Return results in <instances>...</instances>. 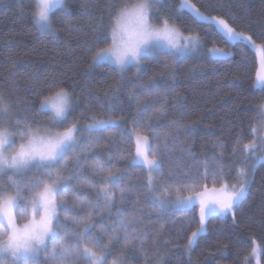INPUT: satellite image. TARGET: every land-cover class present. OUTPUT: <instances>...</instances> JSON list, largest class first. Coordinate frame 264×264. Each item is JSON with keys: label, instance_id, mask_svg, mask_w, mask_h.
Instances as JSON below:
<instances>
[{"label": "snow or ice", "instance_id": "snow-or-ice-1", "mask_svg": "<svg viewBox=\"0 0 264 264\" xmlns=\"http://www.w3.org/2000/svg\"><path fill=\"white\" fill-rule=\"evenodd\" d=\"M166 7L164 0H104V9L92 25L96 34L88 50L89 66L114 65L121 77L129 68H135L134 75L138 77L130 81L128 92L129 100L136 102L137 113L131 128L122 132V138L129 142L126 152L109 155L107 159L96 156L91 163L87 155L94 148L102 147L103 133L120 128V121L114 118L118 110L115 103L99 104L103 116L93 113L81 126L84 114L74 115L75 87L69 91L62 83H47L45 92L37 88L39 82L33 79L30 88L40 98L39 107L34 109L25 101L26 111L46 116V121L15 116L13 109L19 106L21 97L0 90V264H109L107 257L116 245H120V257L129 250L138 251L144 257L143 264H150L155 253L149 254L145 245L149 241L153 245L159 242V237L165 234L164 225L161 224L152 238L151 211L126 215L117 208L115 219H111L117 200L123 204L125 193L133 191L122 183L125 176L115 160L128 161L145 171L146 180L141 187L150 195L157 214L174 210L195 212L198 207V226L187 239V250L207 233L210 220H222L230 215L235 220L236 210L249 196L257 168L264 166V150L260 147L264 138L259 144L254 139L245 146L244 161L235 170L234 182L227 180L232 170L223 163L224 144L213 145L220 151L213 156V163L200 162L202 172L199 169L195 173L185 171L183 177H176L175 189L165 186L164 181L157 188L154 182L156 174L163 173L161 148L171 151L179 134L190 136L194 128L172 121L162 127L172 128L173 134L162 135L152 121L165 118L169 92L176 93L174 106L180 104L175 83L176 62L200 47L198 34L184 35L163 11ZM60 8L64 9L62 19L66 29L70 31L75 27L66 0H35L29 11L36 30L57 39L60 29L54 25L52 13ZM20 10L24 12L23 8ZM179 10H187L196 21L207 22L229 43L256 44L251 35L237 30L221 16L205 15L190 0H180ZM162 53L167 59L158 75L170 79L172 84L162 86L156 76L142 82V69L150 60L160 65ZM206 54L213 59L232 55L215 47ZM14 69L15 63L8 69L13 77ZM252 87L264 95V60ZM118 92L119 81L105 89L103 95L109 99ZM153 96L159 107L145 102ZM93 98L99 100V97ZM149 111L153 115L145 126L143 119ZM259 115L264 119V104L260 106ZM150 135H162V139L154 145ZM181 152L191 155L187 148H181ZM236 154L234 146L231 155ZM86 168L91 177L85 174ZM168 175H175L174 170L170 168ZM209 180L213 184L210 190L206 183ZM84 189L88 191H82ZM185 191L189 194L184 195ZM156 192L161 195H155ZM105 212L110 223L97 220ZM111 264H122V261L113 259Z\"/></svg>", "mask_w": 264, "mask_h": 264}, {"label": "trees", "instance_id": "trees-1", "mask_svg": "<svg viewBox=\"0 0 264 264\" xmlns=\"http://www.w3.org/2000/svg\"><path fill=\"white\" fill-rule=\"evenodd\" d=\"M180 0H164L167 5L163 11L167 12L177 27L185 34H198L203 42L204 50L198 56L184 57L176 62L175 81L179 92L180 104L174 106L175 92H169L167 97L166 116L162 120H153V127L163 135L173 134L168 125L176 121L180 125H191L194 131L190 136L183 132L172 146L171 151L161 148L163 173L156 174L155 185L176 188V177H183L185 171L195 173L197 169L203 171L202 161L213 163V156L218 155L220 149L213 145L224 144L223 163L231 169L227 177L229 183L234 182L235 170L244 161V147L255 139V132L260 120V106L264 104V95L254 90L252 84L260 67V61L254 49L248 44L236 43L231 46L226 38L210 28L206 22L196 21L187 10H179ZM205 15H217L233 24L237 30L251 35L256 44L263 46L264 39V0H190ZM35 0H0V90L10 92L21 97L18 107L14 106L13 113L20 119L46 121V116H36L35 112H27L25 101L33 108L39 107V97L30 88L33 79L38 81L37 88L46 92L47 83H62L65 87L76 91V110L74 115L80 117L81 126L87 122L91 114L103 116L99 104L109 102L118 105L115 119L120 121V128L103 133L102 147L94 148L87 155L89 163L96 156L107 159L109 155L126 152L129 142L122 138V132L130 129L133 118L136 117L137 105L129 100L130 81L138 77L130 69L121 75L111 65L90 67L89 48L92 46L95 32L92 25L96 23L104 9V0H66L70 9L69 15L75 25L70 31L65 27L62 19L64 9L52 13L54 25L60 29L57 39L47 33L37 31L32 23L30 9ZM21 8L24 12H21ZM107 15L105 14V22ZM217 47L231 49V57L224 60H214L207 56L206 50ZM167 59L166 54L159 56L160 65L150 60L140 73L142 82H147L150 76H156L158 82L164 86L172 84L170 79L158 75ZM15 63L16 75L13 77L9 68ZM198 66H202L198 67ZM196 68V71L192 69ZM119 81V92L106 99L105 89ZM139 91V89H137ZM93 97H99V100ZM145 102L159 107L156 97ZM121 112L123 115L121 116ZM153 115L149 111L143 119ZM161 137H151L155 145ZM83 139V137H82ZM239 140V143L237 141ZM237 154L232 156L233 147ZM181 148L190 150L191 155L182 153ZM134 152V141L133 148ZM71 156V154H69ZM123 170L125 180L133 191L125 193V202L117 200L112 209L111 219H115L116 209L120 208L126 215L152 212L150 225L155 238V232L161 224L165 234L159 237L155 245L149 241L145 247L149 254L155 253V259L150 264H252L254 252H259V264H264V166H259L255 174V181L251 185L249 196L235 212V220L230 215L224 219H212L207 224V233L202 235L196 245L187 250V239L198 226V207L195 212L174 210L157 214L150 195L145 193L141 185L146 180L145 171L128 161L115 160ZM250 165V166H249ZM248 168H251V158ZM175 175L169 176V169ZM85 174L91 177L86 168ZM94 178V177H93ZM209 190L213 187L211 180L207 181ZM219 185H217L218 187ZM202 190V189H200ZM82 191H88L86 189ZM89 194L94 198V194ZM184 195L189 194L185 191ZM119 193H117V196ZM155 195H161L156 192ZM137 200L139 203L137 204ZM63 218V217H62ZM147 219V217H145ZM110 223L107 212L97 220ZM167 240V242H165ZM120 245H116L107 257L109 264L113 259H119L122 264H143L144 257L138 251L129 250L125 256H119ZM44 259V254L41 255Z\"/></svg>", "mask_w": 264, "mask_h": 264}, {"label": "rangeland", "instance_id": "rangeland-1", "mask_svg": "<svg viewBox=\"0 0 264 264\" xmlns=\"http://www.w3.org/2000/svg\"><path fill=\"white\" fill-rule=\"evenodd\" d=\"M61 9V8H60ZM56 10H58V9H56ZM55 10V11H56ZM202 22V21H201ZM207 23V22H206ZM179 28V27H178ZM179 30L181 31V32H183L180 28H179ZM184 33V32H183ZM184 35H188V34H185L184 33ZM226 38V37H225ZM198 39H199V41H200V47H199V49L197 50V51H194V52H189L186 56H184V57H194V56H198L201 52H203V50H204V46H203V42H202V40L200 39V37L198 36ZM227 40V39H226ZM229 43V42H228ZM237 43H239V42H237ZM231 46H234L236 43H229ZM253 49H254V51L256 52V54H257V56H258V60L260 61V67H261V61L262 60H264V48H263V46H261V45H258V44H255V45H250ZM213 48V47H212ZM215 48H217V47H215ZM211 49V48H210ZM218 49H221V48H218ZM225 52H229V53H231L232 54V50L231 49H223ZM206 53H207V50H206ZM184 57H182V58H184ZM229 57H231V56H229ZM228 57V58H229ZM211 59H213V58H211ZM224 59H227V58H224ZM224 59H214V60H224ZM111 66H113V67H115L114 65H111ZM130 69H133L134 71H135V68H129L126 72H125V74H127V72L130 70ZM144 69V68H143ZM143 69H142V71H143ZM141 71V72H142ZM124 74V75H125ZM121 124V123H120ZM261 138H264V119H262L261 117H260V120H259V124L257 125V127H256V132H255V140L257 141V143L259 144L260 143V139ZM260 147H261V149L262 150H264V144H261L260 145ZM243 151H244V153H245V147H244V149H243ZM250 166V165H249ZM169 207H171V203L168 205ZM196 244H194L193 245V247L195 246ZM192 247V248H193ZM252 264H259V252L256 250L255 252H254V254H253V258H252Z\"/></svg>", "mask_w": 264, "mask_h": 264}]
</instances>
